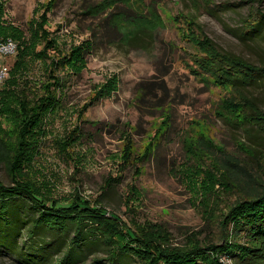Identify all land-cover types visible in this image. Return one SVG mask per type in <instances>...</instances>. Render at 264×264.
<instances>
[{
    "label": "rangeland",
    "instance_id": "374dc122",
    "mask_svg": "<svg viewBox=\"0 0 264 264\" xmlns=\"http://www.w3.org/2000/svg\"><path fill=\"white\" fill-rule=\"evenodd\" d=\"M49 1L0 0V25L20 30L22 39L32 43L36 22ZM204 1L211 3V10L203 7ZM115 2L108 0L101 5L108 10L98 17L83 12L89 6L97 8L101 0H57L49 11V26L58 40L60 54L72 56L71 52L82 48L84 55L76 61L77 69L66 64L63 54L57 56L56 74L63 80L59 99L29 147L30 159L22 178L45 200L66 202L82 196L94 206L105 208L107 216L117 214L130 226L162 224L172 234L175 246L184 245L189 233L202 229L206 233L201 238L210 233L214 241L222 242L221 227L207 224L203 215L202 183L206 172L198 174L195 160H188L184 138L192 126L194 130L198 127V120L207 119L212 136L229 150L235 149L238 140L250 139L243 129L216 114L214 104L226 91L209 89L192 71L197 48L191 32L197 23L222 51L264 65V23L248 34L245 22L256 7L264 12V1ZM106 18L113 24H107ZM144 28L155 32L143 34L139 42H133L137 44L130 45L128 39L135 30ZM28 64L33 80L46 79L50 59L33 58ZM100 90L104 91L97 96ZM251 93L264 108V78ZM0 124L11 132L5 117L0 116ZM128 138L133 140L136 153L120 172ZM152 139L156 142L152 153L140 161ZM137 168L141 169L138 178ZM0 178L12 184L5 162L0 163ZM107 181L111 185L107 186ZM18 203L0 205V264L42 263L46 257L38 250L24 258L18 254L30 252L23 246L35 243L30 240L33 229L62 219L34 204L32 208L39 216L32 219L30 227L29 222L24 226L27 212L18 215ZM89 229L92 231H87L76 264H142L133 254L107 244L103 228L91 223ZM75 233L71 231L72 238ZM80 243L77 239L73 246L80 247ZM64 250L56 251L58 257H50L45 264H61L59 257Z\"/></svg>",
    "mask_w": 264,
    "mask_h": 264
},
{
    "label": "trees",
    "instance_id": "16d2710c",
    "mask_svg": "<svg viewBox=\"0 0 264 264\" xmlns=\"http://www.w3.org/2000/svg\"><path fill=\"white\" fill-rule=\"evenodd\" d=\"M107 1L101 0L102 3L96 4L97 8L89 6L83 14L98 17L108 10L100 7ZM56 2L57 0H50L37 20L32 32V43L22 39L20 30L0 25V38L11 36L19 42L10 76L0 87V116L5 117L13 129L10 132L0 124V163H6L12 177L10 185L0 178V205L20 201L15 212L20 216L27 212L24 226L39 214L32 208L34 204H39L46 214L62 219L61 222L48 221L43 227L33 229L34 237L30 240L35 243L23 246V249L27 246L30 252L24 254L20 251L18 255L22 254L20 257L24 258L35 255L33 253L38 250V254L42 253L46 257L38 264H45L50 257H55L56 251L65 248L64 255L59 257L62 259L61 264H76L81 259V245L88 237L87 231L91 233L89 227L91 223H95L96 228H103L107 244L133 254L142 264H226L224 257L231 259L233 264H264V108L251 93L252 88L264 78V65H257L239 55L222 51L202 32L197 23L196 30L191 32L197 48L192 71L209 89L214 91L220 88L226 91L214 104L216 114L232 126L243 129L250 139L249 142L238 140L235 149L229 150L212 136L207 119L198 120V127L194 130L192 126V130L184 138L188 160H195L198 174L206 172L202 183L203 215L207 224L221 227L222 242L214 241L210 233L201 238L206 233L202 229L189 233L184 245L175 246L172 234L162 224L149 222L146 225L130 226L117 214L107 216L105 208L94 206L82 196L66 202L45 200L38 189L31 187L22 178L30 159L29 147L38 128H41L44 117L54 109L59 99V87L63 80L56 74L57 56L63 54L66 64L77 69L76 61L84 55L82 48L71 52L72 56H68L66 52L60 54L58 40L49 26V11ZM118 3L119 0H116L115 5ZM210 6L209 1H204L205 9L211 10ZM128 8L131 9L129 6ZM245 22L246 33L255 32L264 23V12L256 7ZM154 32L149 28L135 30L134 35L128 39L129 44H137L143 34ZM137 39L138 42L133 43ZM39 45H42L41 49L38 48ZM33 58L51 60L45 80H33L30 77L28 62ZM103 91H98L97 96L102 95ZM144 92L143 90L142 93ZM140 98L142 94L138 99ZM201 125L203 128L198 129ZM8 136L14 137V141L9 140ZM156 138L158 137L155 136L154 139ZM155 143L153 140L147 144L140 161L152 153ZM124 146V166L120 172L128 167L136 153L131 138H128ZM140 174L141 169L137 168L135 177L138 178ZM120 179L121 176L117 180ZM106 185H111L110 181ZM218 187L222 189L219 190ZM231 196L236 197L233 200ZM30 226L31 223L27 227ZM73 230L76 233L72 238ZM77 239L81 242L80 247L73 246ZM69 242L71 245L68 248ZM14 252L16 254L15 250Z\"/></svg>",
    "mask_w": 264,
    "mask_h": 264
},
{
    "label": "built area",
    "instance_id": "2783aa9c",
    "mask_svg": "<svg viewBox=\"0 0 264 264\" xmlns=\"http://www.w3.org/2000/svg\"><path fill=\"white\" fill-rule=\"evenodd\" d=\"M19 48V42L14 37L0 38V87L9 78L11 64ZM226 264H233L231 259L224 257Z\"/></svg>",
    "mask_w": 264,
    "mask_h": 264
}]
</instances>
